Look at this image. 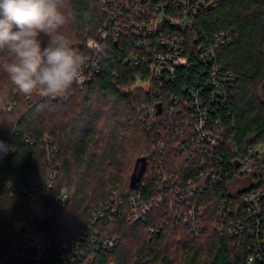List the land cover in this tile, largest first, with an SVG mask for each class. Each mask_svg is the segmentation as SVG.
<instances>
[{
    "label": "trees",
    "instance_id": "trees-1",
    "mask_svg": "<svg viewBox=\"0 0 264 264\" xmlns=\"http://www.w3.org/2000/svg\"><path fill=\"white\" fill-rule=\"evenodd\" d=\"M70 7L75 19L66 32L73 47L84 55L85 63L95 60L99 67L98 72L88 71L85 83L76 82L55 98L27 97L10 83L0 58V141L8 147L6 154L0 148V264L28 263L23 258L26 236L16 224L22 211L21 189L43 185L51 173H56L54 198L46 199L44 206L52 207L55 215L45 219L42 234L54 242L78 241L83 231L91 230L100 206L117 195L126 202L120 214L96 225L103 227L105 237L117 240L116 248L110 251L94 244L76 264H245L251 254L249 235L228 237L208 228L202 237H192L183 225L167 231L157 218L162 215L159 206L134 222L127 201L136 195L147 202L159 192L163 183L153 167L158 164L154 151L169 136L162 106L191 102L192 90L202 94L209 114L221 119L226 138L232 136L239 151L264 145V0H221L201 14L185 36L188 65L161 80L144 62H125L139 54L138 35L101 38L112 15L104 0H70ZM222 36L224 44L218 45L207 67L200 49L215 45ZM42 39L46 43L48 37ZM91 40L99 43V52L88 47ZM213 67L220 81L226 73L232 75L222 100L215 102L209 99L208 84ZM156 106L157 124L150 129L143 121V108ZM160 159L165 162L163 172L183 183L195 180L201 171L196 162L186 167L172 147ZM144 160L142 179L132 186L136 166ZM225 189L222 183L199 196L207 217L215 213L218 194ZM62 193L66 201L58 204Z\"/></svg>",
    "mask_w": 264,
    "mask_h": 264
},
{
    "label": "built area",
    "instance_id": "built-area-1",
    "mask_svg": "<svg viewBox=\"0 0 264 264\" xmlns=\"http://www.w3.org/2000/svg\"><path fill=\"white\" fill-rule=\"evenodd\" d=\"M111 12L108 25L100 31L106 40L132 32L139 36V54L132 55L125 62L138 65L144 62L149 73L161 80L175 74L176 69L185 67L189 58L184 55L186 34L195 28L196 19L203 13L215 9L221 0H104ZM217 44V45H216ZM216 44L200 49V59L206 64L214 60L219 44H224L223 36L216 38ZM88 47L100 51L99 43L91 40ZM89 70L99 71L97 61L85 63L78 84L89 79ZM217 69L213 67L208 81L212 88L209 99L222 100L225 84L232 81L226 73L218 79ZM148 85L143 83V87ZM146 88V87H145ZM192 101L162 106V117L169 133L166 143H160L156 152L157 175L161 176L159 192L143 202L140 196L129 197L130 219L143 220L155 206L162 207L158 219L167 231L178 226H186L192 237H202L208 228L228 237L249 235L251 254L245 264H264V149L258 145L246 151H239L233 137L226 138L225 128L220 118H212L205 106V99L198 90L190 92ZM162 104V103H161ZM12 105H9V109ZM143 121L151 129L157 124L158 106L144 107ZM178 151L186 162L200 164L201 171L195 180L181 182L178 177L168 176L161 154L168 148ZM56 173L49 175L48 181L41 186L23 187L20 205L22 211L16 215V224L25 227L27 253L23 255L27 264H76L88 253L89 248L100 245L113 251L117 240L103 235V227L96 225L99 220L116 216L122 212L126 202L120 195L111 202L100 206L91 221V230L83 231L78 241L62 239L54 242L42 234L45 219L54 217V209L45 207L46 199L54 198L52 188ZM238 181H245L243 186ZM225 185L218 194L220 204L215 213L206 215V204L199 200L212 187ZM67 195L62 193L56 203L62 204ZM39 200L36 207L32 201ZM110 211V212H109ZM154 227L150 228L152 232Z\"/></svg>",
    "mask_w": 264,
    "mask_h": 264
},
{
    "label": "clouds",
    "instance_id": "clouds-1",
    "mask_svg": "<svg viewBox=\"0 0 264 264\" xmlns=\"http://www.w3.org/2000/svg\"><path fill=\"white\" fill-rule=\"evenodd\" d=\"M74 19L70 0H0L2 69L19 93L55 98L80 80L86 60L66 32Z\"/></svg>",
    "mask_w": 264,
    "mask_h": 264
},
{
    "label": "water",
    "instance_id": "water-1",
    "mask_svg": "<svg viewBox=\"0 0 264 264\" xmlns=\"http://www.w3.org/2000/svg\"><path fill=\"white\" fill-rule=\"evenodd\" d=\"M145 166H146L145 160L143 161V164L141 166L140 165L136 166V169H135V171L132 175V178H131V185L132 186H136L141 181L142 176L144 174ZM22 232H24V233L26 232L25 227H23Z\"/></svg>",
    "mask_w": 264,
    "mask_h": 264
},
{
    "label": "rangeland",
    "instance_id": "rangeland-1",
    "mask_svg": "<svg viewBox=\"0 0 264 264\" xmlns=\"http://www.w3.org/2000/svg\"><path fill=\"white\" fill-rule=\"evenodd\" d=\"M145 87H146V89L149 88L148 85H146ZM260 148H263V149H264V146H260ZM237 183H238L239 186H243V185L246 184L245 181H238ZM38 203H39V200H34V201H32V205H33V207H36V205H37ZM19 226H20V225L17 224V228H18V229L20 228Z\"/></svg>",
    "mask_w": 264,
    "mask_h": 264
}]
</instances>
